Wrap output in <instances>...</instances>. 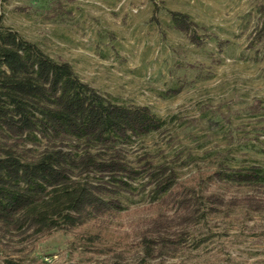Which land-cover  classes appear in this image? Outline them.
<instances>
[{"label":"rangeland","instance_id":"1","mask_svg":"<svg viewBox=\"0 0 264 264\" xmlns=\"http://www.w3.org/2000/svg\"><path fill=\"white\" fill-rule=\"evenodd\" d=\"M263 3L8 0L3 10L7 24L54 58L74 64L101 92L149 104L169 120L176 116L143 147L156 157L178 154L186 160L190 154L203 157L206 150L227 147L232 136L226 133L232 128L239 138L247 136L256 143L264 126V105L259 101L264 98V49L253 48L252 40ZM171 10L194 18L199 45L174 28ZM259 147L260 153L247 149L238 155L264 160V143ZM145 152L138 148L135 153ZM206 161L183 169L185 176L210 162ZM215 191L225 201L220 211L229 216L215 217L210 225L174 226L179 212L164 206L157 221L156 209L137 204L113 218L112 227L118 236L127 237L129 247L108 255H82L78 233L59 232L32 241L15 237L2 244L8 253H0V264L9 258L16 264H264V190H224L215 185L206 190ZM164 237V246L159 245L157 240Z\"/></svg>","mask_w":264,"mask_h":264},{"label":"trees","instance_id":"2","mask_svg":"<svg viewBox=\"0 0 264 264\" xmlns=\"http://www.w3.org/2000/svg\"><path fill=\"white\" fill-rule=\"evenodd\" d=\"M7 1L0 0V253L7 255L2 244L8 238L74 232L82 255H108L130 246L115 232L113 218L137 204L156 209L157 221L166 206L182 217L174 226L201 227L229 216L220 211L221 194L206 192L211 185L264 190V160L238 155L260 153L264 126L256 143L232 128L227 147L203 157H156L143 146L176 116L169 120L149 104L124 101L86 82L74 64L6 23ZM258 15L252 47L264 49V3ZM169 16L177 31L201 43L190 14L171 10ZM259 101L264 105V98ZM138 148L146 152L135 153ZM200 160L210 162L185 176L183 169ZM157 242L164 246L166 239Z\"/></svg>","mask_w":264,"mask_h":264}]
</instances>
